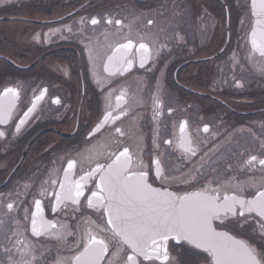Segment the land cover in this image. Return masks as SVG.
Instances as JSON below:
<instances>
[{
    "label": "flooded vegetation",
    "instance_id": "af4514ba",
    "mask_svg": "<svg viewBox=\"0 0 264 264\" xmlns=\"http://www.w3.org/2000/svg\"><path fill=\"white\" fill-rule=\"evenodd\" d=\"M249 1L7 0L2 5L0 36L6 48L0 60L7 76L0 93L13 92L0 108V264H9L5 248L18 261L76 264L89 235L109 244L101 264L109 259L119 264L120 256H112L111 233L99 231L105 221L83 197L80 205L68 202L53 210V193L69 161L75 164L70 179L78 180L127 147L133 170L151 166L154 187L183 194L210 186L221 197L255 196L264 184V166L258 163L264 159V76L259 71L264 58L248 44ZM131 5L152 19H140L141 14L131 22ZM92 18L100 23L92 25ZM129 41L134 47L125 55L133 60L131 67L123 70L121 61L117 72L105 71L108 56ZM139 43L149 48L144 68L138 66ZM25 115L17 131L14 125ZM97 124L99 131L89 136ZM129 125L139 128L141 149L126 137ZM189 145L197 150L194 164L186 159ZM251 156L257 160L249 162ZM155 160L163 179L156 176ZM85 184L92 187L90 181ZM42 190L48 195L41 196ZM36 198L42 201L43 218L56 225L39 236L32 235L30 215L24 218V209L35 210ZM174 243L169 242L172 264L193 259L186 251L190 246Z\"/></svg>",
    "mask_w": 264,
    "mask_h": 264
},
{
    "label": "snow or ice",
    "instance_id": "6c2138e0",
    "mask_svg": "<svg viewBox=\"0 0 264 264\" xmlns=\"http://www.w3.org/2000/svg\"><path fill=\"white\" fill-rule=\"evenodd\" d=\"M251 10L252 15L257 17L256 24L264 31V0H259V9L257 0H251ZM83 23L85 21L82 19L81 24ZM90 23L96 25L100 21L92 18ZM107 23L113 21L108 20ZM114 23L121 22L116 20ZM152 23V20L148 21V24ZM241 23L243 24V21ZM65 28L69 32L72 31L70 26L66 25ZM252 36L253 47H256L255 29L252 30ZM133 47L131 41L119 44L113 55L108 56V61L117 58L118 62L122 61V69L124 65L130 68L133 60L125 53L130 52ZM137 50L142 53L140 67L144 68L149 48L145 43H139ZM260 54L264 56V48ZM233 59L235 60V54ZM91 62L92 53L89 51V63ZM107 70L105 66V71ZM259 71L264 76V63L259 65ZM236 86L242 87L238 81ZM12 92V88L5 89V95ZM55 102L59 103V100ZM31 111L29 108L28 112ZM2 112L0 109V113ZM112 118L115 120L118 116ZM27 119L25 115L24 119H20L19 123L14 125L17 131ZM107 119L108 117H105V120ZM99 128L100 125L97 124L89 136L94 135ZM115 131L124 135L120 127H116ZM204 131H208L207 126L204 127ZM3 135L4 133L0 131V136ZM185 151L188 153L187 162L194 164L192 158L197 156L196 148L189 145ZM256 160V156H251L249 162ZM130 162L129 149L124 147L118 154L110 153L104 163L97 162L95 167L82 172L78 180H72L70 173H73L75 164L69 161L62 179L58 182V191L53 193L54 201L51 202L53 210L68 202L80 205L83 197L87 206L96 209L100 219L105 221V224L99 227V231L111 233L116 249L112 256H120L119 264H144L145 261L149 264H156V261H160V264H172L169 260L170 241L175 242L173 247L190 246L186 251H190L193 259L185 264H198L200 259L204 264H264V184L252 199H244L240 195L221 197L218 194L219 189L210 186H202L199 191H185L181 194L167 188L154 187L149 182V176L153 171L151 166L147 170L144 166L133 170ZM151 163L157 165L156 176L163 179L160 161L155 160ZM258 163L264 166V159H259ZM193 170L199 171L195 168ZM190 175L191 173L184 179H189ZM85 181H90L92 187H87ZM52 183L55 185L57 181L53 180ZM86 190L90 195L85 196ZM40 195H48L47 190H42ZM33 203L35 210L24 209V218L28 220L30 215L32 235L39 236L48 233L49 229L55 228L56 225L46 221L41 215L43 212L41 199L36 198ZM6 207L12 210L13 204L8 203ZM221 226L226 230H218ZM67 234L72 233L69 231ZM108 251L109 244L104 239L89 235L83 245V251L74 259L76 264H101ZM5 252L9 253V264H32L31 260H14L8 248H5ZM57 264H63V261L58 260ZM108 264H113V261L109 259Z\"/></svg>",
    "mask_w": 264,
    "mask_h": 264
},
{
    "label": "rangeland",
    "instance_id": "374dc122",
    "mask_svg": "<svg viewBox=\"0 0 264 264\" xmlns=\"http://www.w3.org/2000/svg\"><path fill=\"white\" fill-rule=\"evenodd\" d=\"M247 1V0H246ZM7 2V0H5V2H0V5H3V4H5ZM188 3V2H187ZM188 5H190L189 3H188ZM148 8V7H147ZM129 9H130V11H131V13L133 14V15H129V16H127L128 17V19L129 20H131V22H134V23H137L138 21H139V16L142 14V10H141V7L139 8V7H136V6H134V5H131V6H129ZM1 12V14H4V13H2L3 11H0ZM37 12V11H36ZM6 13V12H5ZM31 13H32V11H31ZM33 14V13H32ZM37 14H38V12H37ZM36 13H35V15H37ZM140 19H143V20H146V19H152V16L150 15V13L149 12H147V13H145V14H142V16L140 17ZM159 19V18H158ZM157 19V20H158ZM157 20L155 21V23H154V25H155V27L157 28H159L160 27V25H159V23L157 22ZM0 23H3V22H0ZM2 26H4V25H0V28L2 27ZM152 43H153V45H155L156 44V41L155 40H150ZM160 45H163V43L162 44H160ZM0 48L1 49H3V50H1L2 52H0V53H4L5 52V48H6V44H5V41L4 40H2L1 39V36H0ZM161 48V47H160ZM164 50H165V48H164ZM5 64L0 60V84L1 83H4V81H6V79H5V76H7V74H6V71H5ZM206 76H208V72H207V74H206ZM137 111V110H136ZM126 129V128H125ZM127 130V129H126ZM128 135H129V137H128ZM126 137L130 140V142L132 143V142H134V144H135V147H136V149L137 148H139V149H141L142 148V143H141V141H140V139H141V134H140V130H139V128L138 127H133V125H129V130H127V132H126ZM140 141V142H139Z\"/></svg>",
    "mask_w": 264,
    "mask_h": 264
},
{
    "label": "water",
    "instance_id": "95a60500",
    "mask_svg": "<svg viewBox=\"0 0 264 264\" xmlns=\"http://www.w3.org/2000/svg\"><path fill=\"white\" fill-rule=\"evenodd\" d=\"M257 9H259V0H257ZM250 10H251V0H250ZM251 15H252V10H251ZM252 18H253V22H252L251 31L249 33L248 43H249L251 50L254 53H256L257 55L264 58V56H262L260 54L261 49L264 48V31H262L261 27L256 24L257 17L252 15ZM253 29H255V31H256V36H255L256 47H253V44H252V40H253L252 30ZM148 60H149V53L146 56L145 65L147 64ZM116 61H117V58H114L111 62L106 60L105 65H104V69H105V66H107V69H108L107 72L108 73L113 74V73L117 72L120 69V67L116 65ZM139 66H140V60H139ZM5 102H6V95H5V91H3L1 96H0V106L4 105Z\"/></svg>",
    "mask_w": 264,
    "mask_h": 264
}]
</instances>
